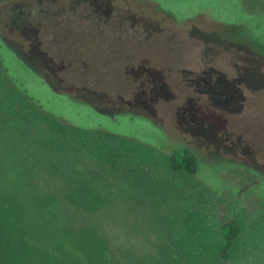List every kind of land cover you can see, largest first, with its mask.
<instances>
[{
    "label": "rangeland",
    "instance_id": "1",
    "mask_svg": "<svg viewBox=\"0 0 264 264\" xmlns=\"http://www.w3.org/2000/svg\"><path fill=\"white\" fill-rule=\"evenodd\" d=\"M249 1L0 0V264H264V0ZM183 147L203 178L169 169Z\"/></svg>",
    "mask_w": 264,
    "mask_h": 264
},
{
    "label": "trees",
    "instance_id": "2",
    "mask_svg": "<svg viewBox=\"0 0 264 264\" xmlns=\"http://www.w3.org/2000/svg\"><path fill=\"white\" fill-rule=\"evenodd\" d=\"M243 1V5L244 7L249 10V8L246 6V3H248L247 1L249 0H242ZM251 2L255 3L254 5V9H257V3H259V0H250ZM249 1V2H250ZM39 112V111H38ZM45 117H48V122L49 121H52L53 124L59 126V128L62 130V131H66L67 134L69 132V130H72L69 128L68 125H65L67 124L66 122H64L65 124L62 123V121H54L49 115L48 113H45L44 115ZM6 122H9L11 121V118H8V119H5ZM96 135L100 136V137H111V138H114L116 137L115 135H112L108 132H103V131H97L95 132ZM51 138H54L56 139L55 137H52ZM168 166H169V169L172 170L173 172L175 173H185V174H188V175H191V176H198V175H201L202 177V172L204 171H207L205 168L202 167L196 153L188 148V147H183V148H180V149H175L170 155H169V160H168ZM207 168H211V167H208V166H205ZM30 173V172H29ZM253 174L259 176L256 172L253 171ZM256 176V177H257ZM263 176L259 177V181L257 184L253 185V186H256L260 183V180L262 179ZM203 178V177H202ZM204 184H206V186L208 187H215V188H219V186L215 185V184H212L208 181V179L206 181H203ZM63 190L65 191H69L68 192V195L71 194V196L73 197L74 195L73 194H76L77 196L79 195L75 189H69L68 188H62ZM221 190H224V189H221ZM44 192V191H42ZM250 192V191H249ZM11 196L9 197H15L13 198V200H15L17 198V195L16 194H9ZM257 199H260V200H264V194H256ZM5 200H8V198L6 197ZM12 201V199H10ZM4 204L2 202H0V209L1 207H3ZM5 207V206H4ZM62 210V212L66 215V217H71V210L68 208V206L66 205H62L60 206ZM47 226V225H46ZM227 230L224 234V237H223V246L219 252V258L221 260H224L225 262H228L230 259H231V256H232V253H233V250L236 246V243L238 242V240L240 239V236H241V228L238 224V221L237 220H233V221H228L225 226H224ZM35 232L36 231H44L42 230L40 227H38L37 225H33L31 227ZM46 233H45V237H49V238H54L56 236V238L59 239V241H62L60 236L62 235L64 238H65V233H64V227L63 229L60 227V228H48L46 227ZM63 230V232H62ZM6 233L8 234V232L6 231ZM5 233V236L8 237V235ZM1 234V232H0ZM9 238V237H8ZM21 239H23L22 236H20ZM66 239V238H65ZM64 239V240H65ZM21 240H18V245H17V242L13 243V244H10L12 247V249L15 251L16 249H18V246L22 247V241L19 242ZM61 243V242H60ZM169 255L167 256V254L165 255H162L161 259L163 260V263L162 264H166V262L168 261V258Z\"/></svg>",
    "mask_w": 264,
    "mask_h": 264
}]
</instances>
